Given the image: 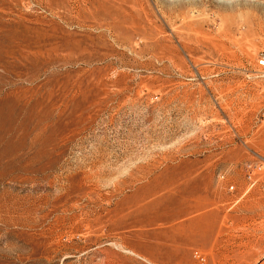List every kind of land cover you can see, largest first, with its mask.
Here are the masks:
<instances>
[{
	"label": "rangeland",
	"instance_id": "obj_1",
	"mask_svg": "<svg viewBox=\"0 0 264 264\" xmlns=\"http://www.w3.org/2000/svg\"><path fill=\"white\" fill-rule=\"evenodd\" d=\"M263 57L264 0H0V264H264Z\"/></svg>",
	"mask_w": 264,
	"mask_h": 264
},
{
	"label": "built area",
	"instance_id": "obj_2",
	"mask_svg": "<svg viewBox=\"0 0 264 264\" xmlns=\"http://www.w3.org/2000/svg\"><path fill=\"white\" fill-rule=\"evenodd\" d=\"M263 59H264V57H263ZM263 59L260 60V66H262V67H264V60Z\"/></svg>",
	"mask_w": 264,
	"mask_h": 264
}]
</instances>
